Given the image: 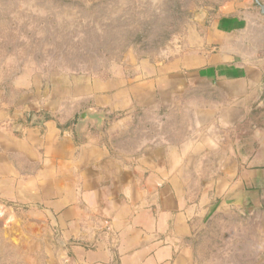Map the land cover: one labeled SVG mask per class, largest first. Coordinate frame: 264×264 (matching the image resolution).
<instances>
[{
    "label": "crops",
    "instance_id": "1",
    "mask_svg": "<svg viewBox=\"0 0 264 264\" xmlns=\"http://www.w3.org/2000/svg\"><path fill=\"white\" fill-rule=\"evenodd\" d=\"M178 41L0 94V201L68 264H196L209 221L264 214V0H227ZM85 109L102 123L77 133Z\"/></svg>",
    "mask_w": 264,
    "mask_h": 264
},
{
    "label": "rangeland",
    "instance_id": "2",
    "mask_svg": "<svg viewBox=\"0 0 264 264\" xmlns=\"http://www.w3.org/2000/svg\"><path fill=\"white\" fill-rule=\"evenodd\" d=\"M227 0H0V94L22 74L123 58H161L188 25L208 24ZM20 80V79H19ZM28 210L0 201V264H68ZM58 246V247H57ZM55 247L56 249H54ZM196 264H264V214H220L195 240Z\"/></svg>",
    "mask_w": 264,
    "mask_h": 264
},
{
    "label": "water",
    "instance_id": "3",
    "mask_svg": "<svg viewBox=\"0 0 264 264\" xmlns=\"http://www.w3.org/2000/svg\"><path fill=\"white\" fill-rule=\"evenodd\" d=\"M33 118H34V116L32 117V119ZM88 120H96L100 124V123H102V114L97 113V112H93L90 109H85V110L81 111L77 117V123H76L77 133H79L85 127L86 122Z\"/></svg>",
    "mask_w": 264,
    "mask_h": 264
},
{
    "label": "trees",
    "instance_id": "4",
    "mask_svg": "<svg viewBox=\"0 0 264 264\" xmlns=\"http://www.w3.org/2000/svg\"><path fill=\"white\" fill-rule=\"evenodd\" d=\"M74 121H76V118H75V120Z\"/></svg>",
    "mask_w": 264,
    "mask_h": 264
}]
</instances>
